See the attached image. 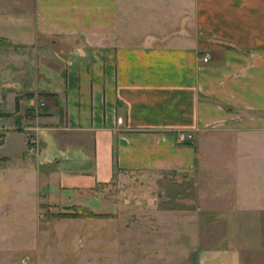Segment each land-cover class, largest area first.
<instances>
[{
  "label": "crops",
  "instance_id": "crops-1",
  "mask_svg": "<svg viewBox=\"0 0 264 264\" xmlns=\"http://www.w3.org/2000/svg\"><path fill=\"white\" fill-rule=\"evenodd\" d=\"M2 3L0 264H18V208L34 203L169 229L193 248L178 264L259 259L237 217L264 212V172L237 162L264 136V0ZM114 184L145 201L102 199Z\"/></svg>",
  "mask_w": 264,
  "mask_h": 264
},
{
  "label": "rangeland",
  "instance_id": "rangeland-1",
  "mask_svg": "<svg viewBox=\"0 0 264 264\" xmlns=\"http://www.w3.org/2000/svg\"><path fill=\"white\" fill-rule=\"evenodd\" d=\"M1 1L2 8L9 10L12 5L10 0ZM256 139V146L252 143L251 147H240L243 153L252 155V159L256 157L257 163L256 159L250 163L249 158L248 162L241 160L245 163L238 161L237 174L264 172V136L259 135ZM37 150L38 148L35 152ZM101 188L98 192L102 194V199H112L119 205L125 203V197L128 198L126 203L131 206H136L139 200H143L142 195L134 191L138 187L124 193L120 190L122 185ZM248 198L242 197L243 201ZM243 204L245 201L241 203ZM121 214L119 211L117 215L113 214L115 217L112 220H106L104 214H93L75 208L50 211L43 206L37 207L35 203L32 211L19 207L16 216L18 223L14 228L17 232L18 253H21L18 264H22L21 261L25 258L29 260L27 264H157L159 260L155 259L158 257L155 256V251L167 254L168 263L171 260L172 264H178L182 261L181 254L193 256L190 245L180 244L177 247L171 243L169 237L173 233L170 234L169 229L156 231L153 224L135 225L128 229L127 223L129 225L132 221L124 220ZM238 214L237 237L242 244L241 252L245 255L246 252L256 254L259 259L253 260L252 264H264V226H260V223L264 225V212L247 211Z\"/></svg>",
  "mask_w": 264,
  "mask_h": 264
},
{
  "label": "built area",
  "instance_id": "built-area-1",
  "mask_svg": "<svg viewBox=\"0 0 264 264\" xmlns=\"http://www.w3.org/2000/svg\"><path fill=\"white\" fill-rule=\"evenodd\" d=\"M203 61L204 62H207L208 61V57H204L203 58ZM191 139V136L189 135H186L185 133H180L179 136H178V141L179 142H184L185 140H190ZM37 146L35 145V143L32 141V139H29V152L30 153H34L35 150H36Z\"/></svg>",
  "mask_w": 264,
  "mask_h": 264
}]
</instances>
